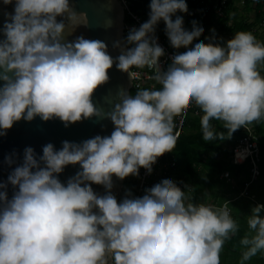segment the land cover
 Returning <instances> with one entry per match:
<instances>
[{
	"label": "clouds",
	"instance_id": "1",
	"mask_svg": "<svg viewBox=\"0 0 264 264\" xmlns=\"http://www.w3.org/2000/svg\"><path fill=\"white\" fill-rule=\"evenodd\" d=\"M178 11H188L185 0H151L148 21L126 37L134 46L114 60L103 41L66 40L88 24L70 0H15L10 22L0 29V136L37 116L59 118L68 127L107 115L115 128L82 143L65 140L60 150L48 143L39 158L25 148L23 163L7 184L0 182V264H221L225 241L239 231L228 202L216 208L186 203L185 190L171 179L119 202L111 192L113 176H139L140 168L151 174L158 157L175 149L174 118L187 116L193 104L203 112L206 142L264 120V43L241 31L223 45L201 41L189 48L204 29L192 21V30H185L181 16L172 18ZM161 20L171 46L188 49L175 54L166 71L155 37ZM114 63L131 79L132 68L154 69L161 88L121 91V103L105 114L92 96L109 81ZM213 120L223 122L227 135L213 129ZM247 154L238 151L237 162ZM7 162L13 163L11 157ZM77 164L82 170L62 183L58 175ZM8 184L18 189L11 199ZM92 184L104 186L106 194L95 193ZM262 212L264 205H256L247 220L254 235L240 241L247 249L241 264L264 252Z\"/></svg>",
	"mask_w": 264,
	"mask_h": 264
},
{
	"label": "trees",
	"instance_id": "2",
	"mask_svg": "<svg viewBox=\"0 0 264 264\" xmlns=\"http://www.w3.org/2000/svg\"><path fill=\"white\" fill-rule=\"evenodd\" d=\"M124 1H126L132 13L146 22L148 21L151 0ZM215 1L187 0L191 6L201 2L211 5ZM240 1L231 0L225 9V16L221 18L212 10L205 15L194 16L187 21L183 19V27L187 31L192 30V21H196L197 25L204 29L201 36L194 40L189 48L194 47L195 43L201 41L205 44L211 42L223 45L232 39L235 33L241 31L259 33L258 29L264 27V0H260L257 4L250 0L241 4ZM251 12H255V18L250 17ZM176 15L180 16L179 13H176L172 17L173 20ZM131 22V16L127 15L126 23ZM165 29L166 25L161 20L155 30L160 32L161 37L176 54L185 52L183 47L175 49L171 46ZM213 30L220 35L219 39H209L215 37ZM226 35L229 36L228 40L224 39ZM263 67L264 64L259 68L262 76H264ZM152 84L154 87L151 86ZM160 88L161 85L154 80L148 83L144 82L142 90H158ZM137 90L140 89L135 84L131 94L135 95ZM202 116L203 112L198 106L190 110L176 147L172 152L166 153L163 164L175 163L169 166L167 179L173 180L176 184L183 183L185 187L187 186L185 192L188 201L186 203L201 204L213 201L211 206L216 208L222 207L228 202L230 213L239 224V231L231 239L225 241L220 253V262L221 264H241L242 255L247 249L241 245L240 241L246 235H254L248 228L247 220L251 215L252 208L258 204L264 205V120L251 124L259 146V160L254 164L248 158L244 163L235 164L232 161L234 149L239 140L248 134L241 127L232 134L231 138H226L229 139L228 146L223 143L226 139L206 142L202 137ZM179 117L174 118V124ZM211 124L216 132H224L227 135V130L224 128L222 121L213 120ZM176 130L177 128L174 127V134ZM217 155H220V157L216 158ZM254 170L257 171V174L259 173L255 179L253 178ZM226 173H228V176H226ZM133 177L137 181L133 180ZM139 178L140 171L139 176L130 175L126 177L122 196H126L128 193H131V195L136 193ZM226 189L229 191L228 193L235 197H229L226 193H223ZM122 196L118 199V202L122 201ZM261 215L264 216V212ZM244 264H264V252H258L250 260L245 261Z\"/></svg>",
	"mask_w": 264,
	"mask_h": 264
},
{
	"label": "water",
	"instance_id": "3",
	"mask_svg": "<svg viewBox=\"0 0 264 264\" xmlns=\"http://www.w3.org/2000/svg\"><path fill=\"white\" fill-rule=\"evenodd\" d=\"M70 4L77 13H86L88 24L79 26L71 35H67L68 42L74 41L79 36L89 40L103 41L107 45L108 54L114 60L121 54L122 49L131 47L126 44L127 13L122 0H70ZM14 7L15 0L8 5L0 0V29L3 28L5 22H10L9 14L14 13ZM57 19L59 21L63 18L58 17ZM110 23V27L106 26ZM0 39H4L2 33H0ZM116 42H120V48L113 47ZM108 75L109 81L99 86L92 96L93 104L105 114L111 112L115 104L121 103L119 93L124 91L131 94L134 85V77L131 79L128 73L118 70L115 63L108 71ZM2 84L3 81H0V86ZM114 128V124L107 118V115L104 118L94 116L70 124L68 127H65L59 118L43 121L37 116L30 122L21 119L15 122L11 129L6 130L5 135L0 136V182L7 184L10 173L23 163L24 150L27 147L33 148L39 158L43 155V147L48 143L53 144L55 150H60L62 142L65 140L82 143L97 135L110 136ZM8 157H11L13 161L11 165L7 162ZM81 170L79 164L68 165L58 175V179L66 185L68 179L74 177ZM112 179L111 192L118 200L126 178L120 180L113 176ZM91 187L98 195L106 194V189L102 185L92 184ZM16 190L18 189H14L11 184H8L6 191L9 199L12 198Z\"/></svg>",
	"mask_w": 264,
	"mask_h": 264
},
{
	"label": "built area",
	"instance_id": "4",
	"mask_svg": "<svg viewBox=\"0 0 264 264\" xmlns=\"http://www.w3.org/2000/svg\"><path fill=\"white\" fill-rule=\"evenodd\" d=\"M186 1L188 11L186 13L184 12H177L180 14V16L187 21L188 19L198 16V15H205L206 13L210 11H215L218 16L224 17L225 16V9L228 7L229 3L231 0H216L213 2L211 5L210 4H204L203 2L196 4L195 6H191L189 2ZM247 0H241L240 3L244 4ZM253 1L254 4H257L260 0H250ZM123 4L125 5L126 8V13L127 15H130L132 18V22L127 24L126 23V29H125V36L129 34L130 30L132 28H139L143 23L146 21L142 19L141 17L135 15L132 13L126 1L122 0ZM155 37L157 38V43L164 49L165 55L160 58V64L162 67V70L166 71L168 66L171 63L172 57L176 54L174 50L166 43V41L161 37V34L159 31L155 30ZM131 47L134 45H130ZM188 49L185 48V51ZM132 72L134 73V85L136 84V87L139 88L140 90L143 89L144 82H152L154 81V75H155V70L154 69H149L147 67L140 69V68H133ZM133 85V87H134ZM154 87V85H151ZM197 107L195 104H193L187 112H190V110L194 109ZM186 117L187 116H180L178 118V121L175 123V127L177 128L176 130V135H178V138L182 132V129L185 125L186 122ZM243 131L246 132L248 135L242 139L239 140V143L236 145L233 153V163L235 164H241L244 163L245 160L248 158L251 159L252 163H256L257 160H259V146L256 138V134L253 131L252 125L249 124L245 128L242 127ZM247 150L248 154L246 155V158L243 159L241 162H237L236 154L237 152H243ZM166 156V153L163 156L158 157L157 161L155 164L152 165V172L149 174L144 168H141L140 171V178H139V183L138 187L136 189V193L131 195V197H142L145 194V189L151 188L157 183H160L162 180L167 179L168 176V168L171 165H174L175 163L173 162L172 164L170 163H165L163 164V158ZM257 172L254 170V173ZM226 176H228V173H226ZM178 187H180L182 190H186V187L183 185V183L177 184ZM122 196V194L119 195V198ZM122 200L125 198V196H122Z\"/></svg>",
	"mask_w": 264,
	"mask_h": 264
},
{
	"label": "crops",
	"instance_id": "5",
	"mask_svg": "<svg viewBox=\"0 0 264 264\" xmlns=\"http://www.w3.org/2000/svg\"><path fill=\"white\" fill-rule=\"evenodd\" d=\"M255 12H251V15H250V17L251 18H255ZM213 29L215 28V27H212ZM259 30V33H256V32H252V34L256 37V39L259 41V42H261V43H264V27H261L260 29H258ZM214 34V36H215V39H219L220 38V35H218V34H216L215 33V31L213 32ZM224 39H229V36L228 35H226L225 37H224ZM263 69H264V67H263Z\"/></svg>",
	"mask_w": 264,
	"mask_h": 264
},
{
	"label": "rangeland",
	"instance_id": "6",
	"mask_svg": "<svg viewBox=\"0 0 264 264\" xmlns=\"http://www.w3.org/2000/svg\"><path fill=\"white\" fill-rule=\"evenodd\" d=\"M224 145L225 146H228L227 144L229 143V139H226L224 142ZM220 157V155H217L216 156V158H219ZM259 174V173H258ZM257 172H255L254 174H253V178L255 179L256 177H257ZM133 180H135V181H137L136 180V178L135 177H133ZM138 182H139V179H138ZM235 182V181H234ZM229 191L226 189V191L225 192H223V193H226V195L227 196H229V197H235L234 195H231L230 193H228ZM188 201V200H187ZM213 201H209V202H204L203 204H205V205H208V206H211V203H212ZM213 207V206H212Z\"/></svg>",
	"mask_w": 264,
	"mask_h": 264
},
{
	"label": "bare ground",
	"instance_id": "7",
	"mask_svg": "<svg viewBox=\"0 0 264 264\" xmlns=\"http://www.w3.org/2000/svg\"><path fill=\"white\" fill-rule=\"evenodd\" d=\"M243 161V160H242Z\"/></svg>",
	"mask_w": 264,
	"mask_h": 264
}]
</instances>
